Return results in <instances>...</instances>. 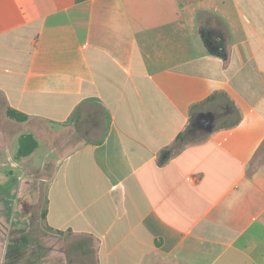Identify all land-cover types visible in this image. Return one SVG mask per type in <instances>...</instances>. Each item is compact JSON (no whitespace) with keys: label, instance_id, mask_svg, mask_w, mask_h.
<instances>
[{"label":"crops","instance_id":"0c3cea01","mask_svg":"<svg viewBox=\"0 0 264 264\" xmlns=\"http://www.w3.org/2000/svg\"><path fill=\"white\" fill-rule=\"evenodd\" d=\"M0 96V176L22 188L57 154L45 223L88 237L93 264H264V0H0ZM219 104L237 118L171 155ZM25 210L0 219V264H72Z\"/></svg>","mask_w":264,"mask_h":264},{"label":"rangeland","instance_id":"374dc122","mask_svg":"<svg viewBox=\"0 0 264 264\" xmlns=\"http://www.w3.org/2000/svg\"><path fill=\"white\" fill-rule=\"evenodd\" d=\"M0 96V121H6L5 107ZM212 112L216 115L214 125H222L229 123L237 118L236 113L231 116H226L227 109L220 104L212 107ZM88 118H85L78 125L71 126L66 129L57 128L54 142H51L56 149L67 150L77 142V140L84 138L88 126ZM9 121V120H7ZM11 122H8L9 125ZM202 130V129H201ZM204 131V130H203ZM202 132V131H201ZM206 132V131H204ZM202 135L199 133L197 138ZM48 138V137H47ZM49 139V138H48ZM49 145V144H48ZM45 150V149H44ZM43 150V151H44ZM57 154H44L39 156L37 163V177L33 182L26 181L25 186L18 188V185L13 181H18V177H11L10 180L6 177L0 176V219L5 223L1 217H6L13 209L15 201L22 203L23 210L26 204V212L29 213L31 226L28 231H31L35 236V242L38 248L47 250L49 248H58L59 250H66L70 255L72 264H93L94 258L91 255L92 243L83 242L88 237L78 236L71 232L59 233L51 230L45 223L46 206H47V188L46 183L48 178L53 174L55 166L58 162ZM9 184L3 185L1 182L6 180ZM32 181V180H31ZM32 183V184H31ZM0 222V232L9 231L5 224ZM17 231L15 229H11Z\"/></svg>","mask_w":264,"mask_h":264},{"label":"trees","instance_id":"16d2710c","mask_svg":"<svg viewBox=\"0 0 264 264\" xmlns=\"http://www.w3.org/2000/svg\"><path fill=\"white\" fill-rule=\"evenodd\" d=\"M215 97L216 95H212L207 99V101H210ZM6 112L11 119H15L17 121H26L29 118L28 114L13 107H8ZM199 133H201L202 136L200 138H197V135ZM208 135L209 133L207 131L204 132L203 130H201L196 121L194 119H191V122L187 126V128L177 136L175 143L171 147L172 152L170 154H176L193 143L202 142L207 138ZM38 145V141L32 134H24L20 138V147L18 154L20 156H28L33 151H35L36 148H38Z\"/></svg>","mask_w":264,"mask_h":264},{"label":"water","instance_id":"95a60500","mask_svg":"<svg viewBox=\"0 0 264 264\" xmlns=\"http://www.w3.org/2000/svg\"><path fill=\"white\" fill-rule=\"evenodd\" d=\"M195 121L200 129L210 132L214 126L215 115L211 112H201L196 116Z\"/></svg>","mask_w":264,"mask_h":264},{"label":"flooded vegetation","instance_id":"af4514ba","mask_svg":"<svg viewBox=\"0 0 264 264\" xmlns=\"http://www.w3.org/2000/svg\"><path fill=\"white\" fill-rule=\"evenodd\" d=\"M215 117H216V115H215Z\"/></svg>","mask_w":264,"mask_h":264}]
</instances>
